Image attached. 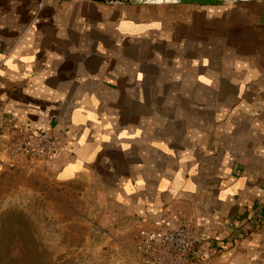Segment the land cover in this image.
Instances as JSON below:
<instances>
[{"label":"crops","instance_id":"obj_1","mask_svg":"<svg viewBox=\"0 0 264 264\" xmlns=\"http://www.w3.org/2000/svg\"><path fill=\"white\" fill-rule=\"evenodd\" d=\"M11 125L59 135L55 178L112 222L264 264L263 1L0 0V159Z\"/></svg>","mask_w":264,"mask_h":264},{"label":"rangeland","instance_id":"obj_2","mask_svg":"<svg viewBox=\"0 0 264 264\" xmlns=\"http://www.w3.org/2000/svg\"><path fill=\"white\" fill-rule=\"evenodd\" d=\"M10 130L0 159V264H142L141 240L153 229L105 218L91 191L57 181L47 155L12 161Z\"/></svg>","mask_w":264,"mask_h":264},{"label":"built area","instance_id":"obj_3","mask_svg":"<svg viewBox=\"0 0 264 264\" xmlns=\"http://www.w3.org/2000/svg\"><path fill=\"white\" fill-rule=\"evenodd\" d=\"M15 133L14 148L10 150L11 160L18 162L25 155H47L53 159L60 144V136L50 131L33 132L24 125H11ZM263 220L258 209L248 213L245 225L257 226ZM201 238L197 228L189 219H182L166 230H149L142 237L139 247L142 264H218L201 250ZM210 248L217 250L216 240H211Z\"/></svg>","mask_w":264,"mask_h":264},{"label":"water","instance_id":"obj_4","mask_svg":"<svg viewBox=\"0 0 264 264\" xmlns=\"http://www.w3.org/2000/svg\"><path fill=\"white\" fill-rule=\"evenodd\" d=\"M102 3H122V4H133V3H152V2H176V3H187L193 5H224L233 1L241 0H92ZM263 1L264 0H255Z\"/></svg>","mask_w":264,"mask_h":264}]
</instances>
